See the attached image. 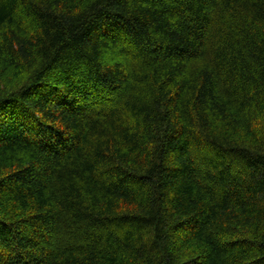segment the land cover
Listing matches in <instances>:
<instances>
[{
	"label": "trees",
	"instance_id": "trees-1",
	"mask_svg": "<svg viewBox=\"0 0 264 264\" xmlns=\"http://www.w3.org/2000/svg\"><path fill=\"white\" fill-rule=\"evenodd\" d=\"M0 264H264V0H0Z\"/></svg>",
	"mask_w": 264,
	"mask_h": 264
}]
</instances>
